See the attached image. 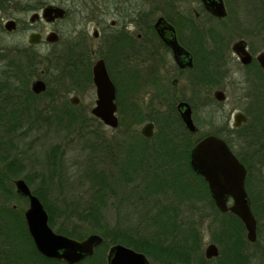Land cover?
<instances>
[{
  "label": "trees",
  "instance_id": "obj_1",
  "mask_svg": "<svg viewBox=\"0 0 264 264\" xmlns=\"http://www.w3.org/2000/svg\"><path fill=\"white\" fill-rule=\"evenodd\" d=\"M202 31V40H206L210 32ZM0 58H7V68L3 71L5 75L3 74L0 80V126L3 128L0 131V264H70L65 260L46 257L38 251L24 217L26 208L24 203L28 204V198L17 193L14 185V179L24 173V167L20 157L11 152L15 146L12 135L17 131L24 133L26 129L19 130L24 126L40 125L44 118L42 111L34 105L38 94L25 87L26 97L19 100L20 94L14 93L19 87L8 84L9 76L21 74L26 77L34 74L44 59L30 46L20 48L17 55L1 53ZM44 58L51 66L54 64L53 67L60 68L61 73L68 74L71 80L81 79L84 74L88 75L86 64L76 63L72 55L58 59L50 54ZM49 68L50 66H47L46 69ZM15 101L21 103L18 109L14 108ZM118 101L121 104L119 97ZM125 109H129L131 117L128 128H131L132 123L144 120L142 109L134 102L130 101L125 105ZM56 114L60 118L62 115H69L70 112L61 111ZM76 116L74 113L72 118L75 120ZM154 120L160 126V130L154 135L160 143L153 151L155 163L149 164L150 146L141 143V138L146 139L141 133L133 134L136 140L132 143L116 140L115 149L110 143H86V148L96 153L101 151L113 167L105 166L104 160H100L102 157L90 158L84 170L88 190L79 200L69 198L59 201L49 197L53 191V175L57 173L59 144L52 146L48 154L46 159L48 170L35 172L34 175L24 173L22 176L44 202L49 213V223L52 227L56 226L57 232L77 239L94 232L103 236V241L96 246L91 256L74 264H108V249L117 242L145 252L155 264H249L259 251L257 253L249 251V246L252 245L246 238V229L241 219L231 211L221 212L217 208L207 182L191 168L189 151L194 143L187 139L185 142L181 140L180 143L176 140L186 136L185 131L175 124L178 119H168L165 124H162L165 120L162 116ZM181 145L186 148L185 162L179 157ZM239 156L248 164L246 185L251 195L253 212L259 223L264 217V207L260 204L264 191L256 188L257 182L252 175L251 161L242 153H239ZM260 161L264 163V160ZM184 165L192 173L193 180L184 174ZM174 166L178 168L175 169ZM35 179L39 180L36 185ZM132 183L135 185H131ZM258 184L260 186L264 184L263 177ZM130 185L132 189L127 190ZM135 189L139 193L133 198ZM168 193L175 196L177 203L167 201ZM160 197L162 200L158 201ZM194 198L203 202L207 200L210 209L215 211L217 216L213 218V226L210 229L213 230L212 239L219 245L220 254L212 259L206 258L203 253L201 228L194 224V219H177L178 213L182 212L180 205ZM124 201L126 207L122 205ZM110 203L115 204L112 208L115 221L106 213ZM123 208L126 212L121 215L120 211ZM134 208H142L145 212L136 214ZM257 232L259 239L256 245L260 243L262 233L259 224Z\"/></svg>",
  "mask_w": 264,
  "mask_h": 264
},
{
  "label": "flooded vegetation",
  "instance_id": "obj_2",
  "mask_svg": "<svg viewBox=\"0 0 264 264\" xmlns=\"http://www.w3.org/2000/svg\"><path fill=\"white\" fill-rule=\"evenodd\" d=\"M128 1L131 0H53L43 5L35 4L33 1L28 2V0L25 4L17 0H0V12L11 13L10 9L16 8L26 9L32 14L36 11L40 12L48 4L63 7L66 15L51 22L55 23L66 18H72L74 22L79 18L81 27L78 28L73 23L66 38L56 28L51 29L59 37L56 41L50 42L57 46L54 48V55L58 59L72 55L76 63L84 62L89 70L85 78L94 87L95 92L93 66L97 60H103L115 85L116 113L119 109L117 98L123 96L124 89L125 97L127 93L134 94L139 87L145 86L146 94L149 95V104L155 107L156 98H160L158 103L163 106V109L154 112L156 116H162L165 119L162 124L171 118L178 119L176 124L185 131L186 135L176 138L178 142L179 140L185 142L187 139L195 143L208 134L221 137L240 160L239 153H242L247 160L251 161L253 175L255 166L257 169L264 166V163L260 161L264 160V67L257 60V55L264 49L256 52L251 47L246 31L238 29L234 34H228L229 28L238 23L235 10H232L231 14L228 7L229 0H223L226 9L224 16H217L210 12L206 8L208 1L204 0H134L131 5L127 4ZM262 14L264 16V12ZM202 17L210 20V25L201 23ZM160 18L162 20L156 25ZM12 19L16 22V29L17 20ZM40 20L44 19L39 18L34 22L29 19L31 25ZM15 29L5 28L8 32ZM202 30H206V33L210 32L209 35L206 34L208 35L206 40H202ZM240 40H244L245 48L252 56L249 63H244L241 54L233 47ZM172 43L181 46L182 50L178 47L174 48ZM23 47L26 46L17 48ZM120 80L126 82L125 86ZM81 81L82 78H76L69 82L71 86L65 87L61 81H58L60 87L57 91L78 96L85 91L80 84ZM240 82L251 83L246 89L256 86L260 88L251 99L253 105L260 109L259 122L250 117L243 108L233 106L230 115H223L221 123L215 125L217 117L214 119L213 112H216L218 106L224 105L228 100L230 88L237 86ZM218 90L224 92L223 99L216 97L215 93ZM203 92L207 97L202 99ZM200 98L202 104H209L214 110L207 111L212 129L205 132L200 130L201 115L197 110V99ZM187 107L190 108L191 118L197 127L195 131L188 129L183 121L182 112ZM92 108L91 117L100 121V117L92 113ZM238 112L246 118L236 125L235 115ZM148 121H152L155 128L156 121L151 119ZM195 135L197 136L194 137ZM145 138L146 140L157 139L154 134ZM255 143L256 146H254ZM243 164L247 168V180L249 168L248 164L244 162ZM259 188L264 191V184L259 185ZM249 197L251 199L250 194ZM260 204L264 207V193L261 195ZM258 239L259 234L256 241L248 240L252 245L249 247L259 245H256ZM249 251L258 252L250 249ZM255 257H252L251 261Z\"/></svg>",
  "mask_w": 264,
  "mask_h": 264
},
{
  "label": "rangeland",
  "instance_id": "obj_3",
  "mask_svg": "<svg viewBox=\"0 0 264 264\" xmlns=\"http://www.w3.org/2000/svg\"><path fill=\"white\" fill-rule=\"evenodd\" d=\"M20 3L25 4L27 0H17ZM33 1L38 4L49 3L53 0H28ZM134 0L128 1L127 4L131 5V2ZM227 1V0H226ZM228 4V2H227ZM230 4V5H229ZM228 7L231 10H235L237 14L236 20L238 23L229 28L228 34H234L238 29L246 31L250 40L251 47L258 52L259 50L264 49V0H229ZM44 5V4H43ZM11 13L0 12V54L8 53L9 55H17L18 50L22 46H30L37 53L40 54L42 59H44L37 68V71L34 74H29L26 77L19 74L17 76H9L10 86H18L19 89L14 91V93H19L22 100L26 97V91L24 90L27 87L31 90L32 81L36 78H43L47 82V92L41 93L35 97L34 105L37 109L42 111L43 120H41L40 125L33 124L32 126H24L19 130L26 131L20 133L19 131L16 134L12 135V140L15 146L12 147L11 152L13 155H18L20 160L23 163L24 173H29L34 175L35 172H42L47 169L46 159L52 148V146L59 144V158L56 161V170L57 173L53 175V188L52 194H49V197L52 199H57L59 201H65V199L73 198L79 200L81 196L86 193L88 190L87 181L84 179V170H86L90 158L97 157L104 160L105 166L113 167L109 163V160H106L102 155V152H94L89 148H86V143H110L113 144L116 140H122L129 143H132L136 140V136H133L134 133H140V128L148 120H154L158 117L155 115V110L163 109V106L158 103L160 98H156L155 107L149 104V95L146 94V88L139 87L135 93H131L125 96L126 91L124 89L123 96L121 95V104L119 103L118 117L120 123L118 127L107 126L103 121L99 119L92 118L91 108L95 104V99L97 98L94 87L91 83L85 78L86 74L82 75L81 86L85 88V91L78 94L79 102L73 104L70 101V97L74 94H64L61 91H57L60 87L59 82L61 81L63 86H71V78L66 73H61L60 68L53 67L55 66L45 60V56L52 54L54 56V48H57L54 44L48 42L45 39L46 34L51 31V29L56 28L59 33L65 38L68 37L69 30L73 27L75 23L78 28L81 27L79 18L73 22L72 18H66L58 20L55 23L40 20L37 23L31 25L29 21V16L31 13H28L26 9H16L11 8ZM255 16V17H253ZM8 18H15L17 20V28L14 31L8 32L4 28V23ZM201 23L210 25V20L205 17L201 18ZM37 31L42 34V39L37 44H31L29 42V35L31 32ZM239 32V31H238ZM9 57V56H8ZM54 59V58H52ZM47 66L50 68L47 70ZM7 68V58H0V80L3 77V71ZM87 68V65H86ZM88 69V68H87ZM237 76V75H234ZM237 77H235L236 79ZM121 84L125 86L126 82L120 80ZM58 83V84H57ZM251 83L250 82H240L237 86L231 87L228 92V100L221 105V107L216 108V112L213 108H210L209 104H202L200 101L205 96V92L201 94L202 99H197V110L201 115L202 126L200 130L202 132L212 129L210 122V117L207 114V111L211 110L213 112V117L216 119L215 125H219L221 122L222 116H229L233 106L243 108L247 113L252 116V118L259 122L260 109L256 108L255 105L251 102L253 96L256 95L258 86L246 89ZM248 90V91H247ZM128 96V97H127ZM1 99V97H0ZM118 101V98H117ZM130 101L134 102L136 106H140L142 113L144 114V120L140 123H132L131 128L129 127L131 117L129 116V109H125ZM119 102V101H118ZM1 103V100H0ZM14 108L21 107L19 101L13 102ZM123 103V104H122ZM61 111H69L70 114L59 116L56 113ZM76 113V119L72 118V115ZM70 116V117H68ZM156 116V117H155ZM59 118V119H58ZM58 120L60 121L58 123ZM155 133L160 130L159 124L155 122ZM176 124V122H175ZM128 125V127H127ZM177 125V124H176ZM3 128L0 126V131ZM195 135L194 137H196ZM193 141V140H192ZM181 140H179V143ZM141 143L148 144L150 146L149 151L151 152V157L149 158V164L155 163V155L153 154L154 148L159 147V141L157 139L146 140L141 138ZM159 149V148H158ZM180 154L179 157L185 162L186 157V148L184 145L179 147ZM101 153V154H100ZM153 156V157H152ZM177 169V166H174ZM168 171V169H165ZM184 174L187 175L191 180H193V175L186 165L183 166ZM153 169H150V176H152ZM159 172V170H158ZM24 173H21L17 177H22ZM264 177V166L257 169L255 166L253 169V177L256 179L258 189L260 178ZM175 174L173 175V178ZM38 179H35L34 185L38 183ZM131 185H135L132 183ZM131 185L127 187V190H131ZM136 191L133 194H138L139 191ZM162 198H158V201H161ZM167 201L177 203V199L172 194L167 195ZM126 207L125 201L122 204ZM27 206V203H24V207ZM115 204L107 206L106 213L109 218L115 221L113 217L112 208ZM140 207H144L141 206ZM182 207V212L178 213L177 219H194L195 223L200 226V232L203 240V253L206 245L209 242H215L212 239L213 230L210 229L213 224L212 220L216 216L215 211L210 209L208 201H200L197 199H191V201H186L180 205ZM126 209L123 208L120 211V214H125ZM145 212L142 208H134V213L140 214ZM149 213V209L147 210ZM259 226L262 228L261 238L259 245L255 247H249L250 250L259 251L258 255L250 262V264H264V217L259 221ZM56 226H53L55 229ZM217 243V242H215ZM215 263V261H214ZM150 264H155L153 260H150Z\"/></svg>",
  "mask_w": 264,
  "mask_h": 264
},
{
  "label": "water",
  "instance_id": "obj_4",
  "mask_svg": "<svg viewBox=\"0 0 264 264\" xmlns=\"http://www.w3.org/2000/svg\"><path fill=\"white\" fill-rule=\"evenodd\" d=\"M206 8L217 16H224L226 9L223 0H204ZM66 10L54 4L46 5L40 12H33L29 19L31 22L39 18L46 21H54L57 18L64 17ZM158 20L156 25L160 23ZM16 27L14 19H8L5 22L7 30H13ZM49 42L56 41L59 37L54 31L46 35ZM41 40L39 32H32L29 37L30 43H38ZM174 48L176 46L172 43ZM234 49L240 53L244 63L251 61V54L245 48L244 40L237 41ZM244 53V54H243ZM257 60L264 67V51L257 55ZM93 80L96 85V103L92 108V113L111 127H117L119 119L117 116V103L115 101V85L111 80L103 60H97L93 66ZM34 93H42L47 89V83L42 78L35 79L31 84ZM218 99L224 98L222 90L216 91ZM71 102L77 104L79 97L71 96ZM182 118L188 129L195 131L190 108L182 112ZM246 117L238 112L235 115L236 125ZM140 132L145 137H151L154 134V123L148 121L142 125ZM189 163L191 168L197 174L201 175L208 184L210 195L222 212L231 211L236 214L243 222L246 229V237L250 241H256L257 219L252 210L251 199L246 189L247 168L243 162L235 155L227 142L213 134L204 135L198 139L190 149ZM16 192L28 198V204L24 210V217L28 231L34 241L38 251L44 256L65 260L70 264L82 261L94 253L97 245L103 241V236L99 233H90L82 239H77L64 233L57 232L49 223V213L41 198L33 192L30 185L23 177L14 179ZM232 199V202L230 200ZM220 249L217 243L209 242L204 250L206 258L211 259L219 256ZM108 264H150L149 256L142 251L117 242L112 244L107 253Z\"/></svg>",
  "mask_w": 264,
  "mask_h": 264
},
{
  "label": "bare ground",
  "instance_id": "obj_5",
  "mask_svg": "<svg viewBox=\"0 0 264 264\" xmlns=\"http://www.w3.org/2000/svg\"><path fill=\"white\" fill-rule=\"evenodd\" d=\"M39 78H41V77H39ZM37 79V78H36ZM43 79V78H42ZM47 83V82H46ZM47 90V89H46ZM45 92V91H44ZM43 92V93H44ZM118 116V115H117ZM118 119H119V117H118ZM119 123H120V119H119ZM119 125V124H118ZM118 127V126H117ZM189 153H190V151H189ZM210 191V190H209Z\"/></svg>",
  "mask_w": 264,
  "mask_h": 264
}]
</instances>
